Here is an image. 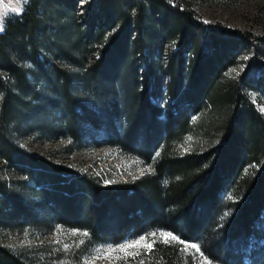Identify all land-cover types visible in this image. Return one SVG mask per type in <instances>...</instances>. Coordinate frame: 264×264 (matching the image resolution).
<instances>
[{
	"label": "trees",
	"instance_id": "1",
	"mask_svg": "<svg viewBox=\"0 0 264 264\" xmlns=\"http://www.w3.org/2000/svg\"><path fill=\"white\" fill-rule=\"evenodd\" d=\"M79 1L26 0L2 21L0 160L35 196L0 181V228L56 223L80 240L65 258L0 243V264H76L94 245L159 232L179 239L152 238L150 251L117 264H195L196 256L259 264L264 118L250 94H264V36L205 23L176 0ZM58 33L59 42L50 40ZM245 51L251 54L243 65ZM72 89L88 92L90 101L80 102ZM34 125L39 135L78 148L116 147L150 170L102 185L20 148L12 132Z\"/></svg>",
	"mask_w": 264,
	"mask_h": 264
},
{
	"label": "rangeland",
	"instance_id": "2",
	"mask_svg": "<svg viewBox=\"0 0 264 264\" xmlns=\"http://www.w3.org/2000/svg\"><path fill=\"white\" fill-rule=\"evenodd\" d=\"M24 2L25 0H19V2L18 0H0V13H5L0 16V23L7 15L19 13ZM176 2L189 8L203 22L218 23L227 28L239 29L249 33L253 38L264 36V0H176ZM82 3L81 0L77 4L81 6ZM13 9H19V11H13ZM78 11H81L80 7ZM65 29L60 31L63 33ZM61 37L62 35L58 33V36L51 35L50 40L55 41L58 38L59 42ZM47 40H44V42H47ZM259 48L261 52L259 51L258 57L264 62V47ZM250 54L251 52L248 51L242 54L240 62H243V65ZM57 64L68 72H74V68L64 62ZM23 68H27L26 65H23ZM237 69L235 68L233 73ZM72 90H74L73 93L80 102L88 103L90 101L88 92L79 89ZM250 98L256 110L264 118V94L252 91ZM12 137L20 148L34 156L45 158L55 164H62L78 174L96 178L102 185L128 182L150 170L148 165L142 164L131 155L120 152L116 147L102 143L95 145L86 142L78 148L77 145L63 138L48 139L39 135L36 133V127L27 132L24 129H21L18 133L12 132ZM0 181L22 197L34 199L35 195L32 193L31 183L23 175L9 168L2 160H0ZM161 233L165 232H159L154 237L148 236V242L155 237L163 239ZM139 237L126 236L115 245H94L79 257L76 264H117L121 258L127 257L124 252L118 250L119 247ZM79 240L80 237L73 234V231L65 230L56 223H51L49 229L0 228V243L2 245L12 248L40 246L43 247V250L50 251L51 254L56 252L59 254L60 252L63 258L74 249L71 243H76ZM65 245L68 247L65 248ZM190 245L192 244H183V247L196 252V249L191 248ZM110 249H117V251H112L111 255H107ZM129 251H135V249H129ZM249 261L250 259H246L243 264H251ZM193 262L195 264H213L198 256L195 257ZM259 264H264V257Z\"/></svg>",
	"mask_w": 264,
	"mask_h": 264
},
{
	"label": "snow or ice",
	"instance_id": "3",
	"mask_svg": "<svg viewBox=\"0 0 264 264\" xmlns=\"http://www.w3.org/2000/svg\"><path fill=\"white\" fill-rule=\"evenodd\" d=\"M18 2H19V0H18ZM25 2H26V0H25ZM13 11H19V9H13ZM4 14L5 13H0V16H2ZM205 23H208V22L205 21ZM2 30H3V26H2V23H0V31H2ZM245 59H246V57H245ZM189 139H191V138L189 137ZM229 214H230L229 212H225L224 216H227ZM73 234H75V231H73ZM84 235H87V233H84ZM149 235L154 237L155 233H150ZM161 236L163 237L165 243H168L169 240H178L179 239L177 236L173 235L170 232L169 233H161ZM153 243H155L154 240L152 242H148L147 236H140L138 239H136L130 243H126L124 245H121L118 250L121 252H124L125 256H138V255H140L139 250L141 248L145 249L146 251H150L153 247ZM67 247L68 246L65 245V248H67ZM190 247L199 251V248L195 244L190 245ZM129 249H135V251H129ZM185 250H187V247L185 248ZM112 251H117V249H110L107 252V255H111ZM140 264H143V261H141Z\"/></svg>",
	"mask_w": 264,
	"mask_h": 264
}]
</instances>
